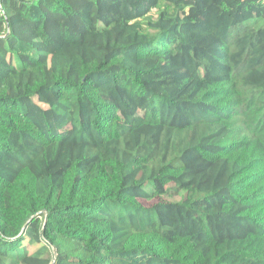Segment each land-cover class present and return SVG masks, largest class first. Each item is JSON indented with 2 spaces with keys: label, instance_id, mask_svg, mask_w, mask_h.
<instances>
[{
  "label": "trees",
  "instance_id": "trees-1",
  "mask_svg": "<svg viewBox=\"0 0 264 264\" xmlns=\"http://www.w3.org/2000/svg\"><path fill=\"white\" fill-rule=\"evenodd\" d=\"M0 264H264V0H0Z\"/></svg>",
  "mask_w": 264,
  "mask_h": 264
},
{
  "label": "rangeland",
  "instance_id": "rangeland-1",
  "mask_svg": "<svg viewBox=\"0 0 264 264\" xmlns=\"http://www.w3.org/2000/svg\"><path fill=\"white\" fill-rule=\"evenodd\" d=\"M180 197H181V195L178 196L177 198H180ZM40 246H41L40 244H33V245H29L28 248L30 251H34V250L38 249Z\"/></svg>",
  "mask_w": 264,
  "mask_h": 264
}]
</instances>
